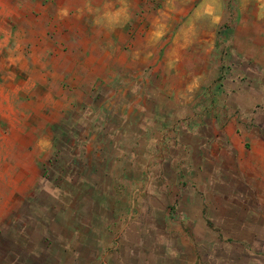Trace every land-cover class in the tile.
Masks as SVG:
<instances>
[{
  "label": "rangeland",
  "instance_id": "374dc122",
  "mask_svg": "<svg viewBox=\"0 0 264 264\" xmlns=\"http://www.w3.org/2000/svg\"><path fill=\"white\" fill-rule=\"evenodd\" d=\"M107 1L130 18L114 40H160L147 45L158 57L146 68L156 82L152 74H186L204 58L218 71L232 48L219 40H237L245 18L264 10V0ZM98 3L0 0V264H91L94 224L112 229L122 223L115 214L139 209L138 191L126 187L138 172L113 165L118 102L170 112L177 96L186 107L196 95L134 92L123 77L118 89L106 80L81 86L98 33L84 24Z\"/></svg>",
  "mask_w": 264,
  "mask_h": 264
},
{
  "label": "crops",
  "instance_id": "0c3cea01",
  "mask_svg": "<svg viewBox=\"0 0 264 264\" xmlns=\"http://www.w3.org/2000/svg\"><path fill=\"white\" fill-rule=\"evenodd\" d=\"M98 2L84 24L98 33L81 86L106 80L118 89L123 77L134 92L196 95L186 107L177 96L170 112L118 102L113 165L138 172L126 187L138 191L139 209L115 214L122 223L112 229L94 224L91 264H264V26L255 22L264 10L245 18L237 40H219L232 48L218 71L204 58L199 70L152 74L156 82L146 68L158 57L147 45L160 40H114L130 18ZM104 30L107 40H97Z\"/></svg>",
  "mask_w": 264,
  "mask_h": 264
}]
</instances>
